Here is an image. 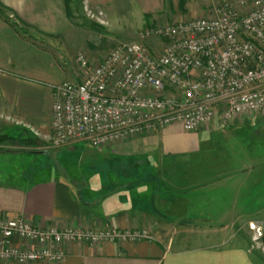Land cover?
<instances>
[{
  "label": "crops",
  "instance_id": "obj_1",
  "mask_svg": "<svg viewBox=\"0 0 264 264\" xmlns=\"http://www.w3.org/2000/svg\"><path fill=\"white\" fill-rule=\"evenodd\" d=\"M71 25L64 0H0V115L22 122V131L10 130L15 143L44 121V86L27 71H42L37 37L64 35ZM217 122L226 125L214 131L223 150L203 151L197 130L209 124L192 132L168 125L104 147L116 153L105 164L111 173L0 177V217L153 232L151 241L71 243L57 264H264L246 236L249 222L264 224V115Z\"/></svg>",
  "mask_w": 264,
  "mask_h": 264
},
{
  "label": "built area",
  "instance_id": "obj_2",
  "mask_svg": "<svg viewBox=\"0 0 264 264\" xmlns=\"http://www.w3.org/2000/svg\"><path fill=\"white\" fill-rule=\"evenodd\" d=\"M200 1L210 15L147 30L162 40L160 51L131 41L95 62L78 54L81 79L50 85L47 141L103 148L168 125L192 132L215 118L227 124L264 115V0ZM151 240L148 227L37 226L0 217V260L19 264L60 263L71 243Z\"/></svg>",
  "mask_w": 264,
  "mask_h": 264
},
{
  "label": "rangeland",
  "instance_id": "obj_3",
  "mask_svg": "<svg viewBox=\"0 0 264 264\" xmlns=\"http://www.w3.org/2000/svg\"><path fill=\"white\" fill-rule=\"evenodd\" d=\"M210 7L200 0H69V20L73 25L64 35L37 37L38 42H43L45 49L42 71L33 73L30 68L27 70L34 80L44 86L43 123L39 126L27 125L26 134L22 135L24 138L19 139L20 143H15V134L9 133L15 126L22 131V122L13 115H0L2 180L18 181L23 174L27 177L33 175L34 179L53 175L65 181L75 178L83 181L97 172L102 175L104 170L111 173L105 164L116 156V153L110 148H94L86 141L63 146H53L48 142L51 135L50 85L81 79L84 72L76 63V57L81 53L88 56L91 62H95L117 44L131 41H140L154 51H160L162 40L154 34H148V29L168 25L177 20L208 16L211 13ZM19 24L18 22L17 25L20 26ZM24 29L26 30L25 27L22 28L23 31ZM30 32L31 29L25 31ZM212 123L209 124L210 129L202 127L197 130L203 151H219L226 147L223 140H219L220 135L214 132L220 123L216 118ZM16 146L20 148L17 150ZM96 177L99 178L98 175ZM255 227L260 228L259 236ZM246 236L251 240L252 251L259 253L264 259V224L258 221L249 222Z\"/></svg>",
  "mask_w": 264,
  "mask_h": 264
},
{
  "label": "trees",
  "instance_id": "obj_4",
  "mask_svg": "<svg viewBox=\"0 0 264 264\" xmlns=\"http://www.w3.org/2000/svg\"><path fill=\"white\" fill-rule=\"evenodd\" d=\"M65 1V8H66V12L69 15V8H68V4H69V0H64ZM70 16V15H69Z\"/></svg>",
  "mask_w": 264,
  "mask_h": 264
}]
</instances>
